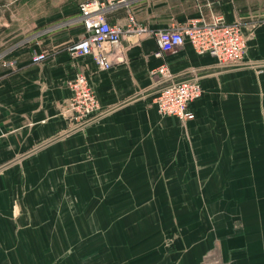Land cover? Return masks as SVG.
I'll return each mask as SVG.
<instances>
[{
  "label": "crops",
  "instance_id": "0c3cea01",
  "mask_svg": "<svg viewBox=\"0 0 264 264\" xmlns=\"http://www.w3.org/2000/svg\"><path fill=\"white\" fill-rule=\"evenodd\" d=\"M85 1H39L38 14L24 32L29 42L0 54L10 61L0 66L1 187L21 164L61 161L64 147L66 161L73 164L88 161L89 155L118 164V174L112 175L118 178L130 169L155 173L160 163L180 178H192L196 171L199 179L242 178L249 171L246 164L264 162V0H128L127 8L107 16L108 22L125 26L129 11L144 31L122 39V60L109 70H100L91 57L74 58L66 51L84 34L78 8ZM193 20L240 26L247 46L241 66L220 65L188 43L155 57L157 31ZM42 52L48 59L32 63V54ZM162 64L169 76L164 83L197 80L203 89L191 106L195 118L183 127L155 108L162 86L153 71ZM78 73L93 88L100 115L94 125L51 142L67 125L61 105L69 97L67 82ZM254 147H261V155H254ZM232 168L237 172L228 174ZM1 195L2 203L12 202Z\"/></svg>",
  "mask_w": 264,
  "mask_h": 264
},
{
  "label": "rangeland",
  "instance_id": "374dc122",
  "mask_svg": "<svg viewBox=\"0 0 264 264\" xmlns=\"http://www.w3.org/2000/svg\"><path fill=\"white\" fill-rule=\"evenodd\" d=\"M39 1L0 0V54L29 42L24 32ZM7 62L0 57V66ZM61 110L67 125L51 142L94 125L100 115L99 109L90 120H74L67 101ZM67 149L61 161L19 165L0 186V238H12L0 241V264H264L259 159L246 164L242 178L199 179L197 171L180 178L165 172V163L155 173L130 169L118 178L112 176L118 164L92 155L73 164ZM253 152L261 155V147ZM1 192L12 202L2 203Z\"/></svg>",
  "mask_w": 264,
  "mask_h": 264
},
{
  "label": "built area",
  "instance_id": "2783aa9c",
  "mask_svg": "<svg viewBox=\"0 0 264 264\" xmlns=\"http://www.w3.org/2000/svg\"><path fill=\"white\" fill-rule=\"evenodd\" d=\"M127 7L128 0H88L79 4L78 22L84 34L68 46L67 52L74 58L91 57L100 70H109L120 62L122 39L144 31L129 11L125 26L108 22L110 13ZM154 38L158 46L155 57H162L188 43L195 52L209 54L220 65L241 64L247 47L240 26L221 20L211 24L193 20L182 28L159 30ZM46 59L47 54H34L31 61L40 64ZM153 74L162 86L153 100L157 113L182 122L193 120L195 114L191 106L202 95L201 84L197 80L164 83L169 78L164 64ZM67 88V112L74 120H90L99 111L100 105L87 77L77 74L67 83Z\"/></svg>",
  "mask_w": 264,
  "mask_h": 264
}]
</instances>
